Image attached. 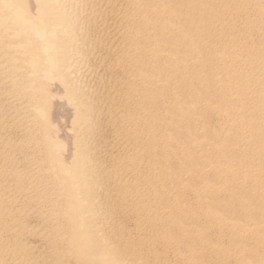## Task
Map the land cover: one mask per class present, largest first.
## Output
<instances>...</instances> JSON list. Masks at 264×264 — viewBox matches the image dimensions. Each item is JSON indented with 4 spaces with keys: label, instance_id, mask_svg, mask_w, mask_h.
I'll return each mask as SVG.
<instances>
[{
    "label": "bare ground",
    "instance_id": "bare-ground-1",
    "mask_svg": "<svg viewBox=\"0 0 264 264\" xmlns=\"http://www.w3.org/2000/svg\"><path fill=\"white\" fill-rule=\"evenodd\" d=\"M0 264H264V0H0Z\"/></svg>",
    "mask_w": 264,
    "mask_h": 264
}]
</instances>
